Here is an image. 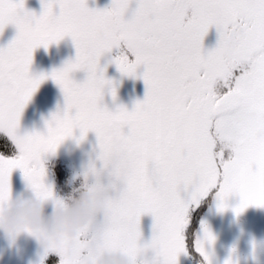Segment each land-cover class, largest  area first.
I'll list each match as a JSON object with an SVG mask.
<instances>
[{
    "label": "snow or ice",
    "instance_id": "6c2138e0",
    "mask_svg": "<svg viewBox=\"0 0 264 264\" xmlns=\"http://www.w3.org/2000/svg\"><path fill=\"white\" fill-rule=\"evenodd\" d=\"M129 4L110 0L96 8L86 0H41L36 14L24 0H0V31L9 23L17 29L0 46V198L9 195L16 168L37 195H53L41 156L54 152L74 128L80 130L77 140L89 129L96 133L100 167L114 178L103 222L91 221L56 248L58 258L49 264H89L98 246L144 250L146 264H177L187 247L190 204L215 189L218 209L233 192L240 195L234 212L264 205V0H135L126 15ZM209 26L217 40L204 49ZM65 35L74 57L48 73L31 74L33 49ZM113 48L112 62L122 74L135 76L143 65L145 93L131 109L100 103L105 86L115 97L98 64ZM77 69L86 73L80 82L70 76ZM48 76L60 86L64 108L45 120L46 132L21 134V110ZM88 168L96 171L94 163ZM142 213L153 217L145 242ZM213 240L202 222L193 247L204 264L205 245Z\"/></svg>",
    "mask_w": 264,
    "mask_h": 264
},
{
    "label": "flooded vegetation",
    "instance_id": "af4514ba",
    "mask_svg": "<svg viewBox=\"0 0 264 264\" xmlns=\"http://www.w3.org/2000/svg\"><path fill=\"white\" fill-rule=\"evenodd\" d=\"M32 4H35L41 10V0H31ZM110 0H86L89 7L102 8L109 4ZM135 6V0H130L129 9L126 11V15L130 14L131 9ZM57 10V9H54ZM16 27L14 24L9 23L4 26L1 33L2 40L6 43L11 40L16 34ZM7 38V39H5ZM203 44V42H202ZM117 49L113 48L105 53L101 54L98 58V64L104 67V75L106 78H111L112 84L115 87V97L109 91L108 86L102 90V99L100 103L112 110L117 105H124L126 108L131 109L130 105L126 101V98L132 99L133 102L137 98H143L145 93V83L140 73L143 71V65H139L136 69V75H125L120 72V75L116 74L118 69L111 57L117 54ZM75 55V47L73 41L69 35H65L58 41H54L48 44L47 48L43 45H39L33 49L32 61L29 65V72L31 74L48 73L53 68L61 67L65 61L73 58ZM114 74V75H113ZM71 78L74 81H82L86 73L83 69L74 70L70 73ZM131 79V82H129ZM120 81V82H118ZM42 104V105H41ZM61 104V105H60ZM64 95L60 86L50 77L43 79L37 88L34 90L29 100L25 103L22 115L25 118L30 117L28 121V127L23 128L24 132L39 131L46 132L45 120L50 117L53 112H62L60 109L64 108ZM35 107L40 108L35 110ZM19 130V129H18ZM22 133V134H23ZM80 135L78 128L73 129L71 136L65 137L56 147L54 152L42 153L41 159L44 166L49 167V171L54 170L58 174L67 173V169L71 170V176L74 172L81 173L86 169L89 163H94L96 167H100V161L97 159V153L99 151L98 140L96 133L89 129L85 136L77 140ZM80 176L78 175L74 182H80ZM112 177L109 175L108 170L104 169L101 174L102 180H108ZM12 182L10 184L15 185L13 174H10ZM47 179L45 175L44 180ZM10 186V193L15 195L17 191ZM55 194L64 195L68 191L53 190ZM200 228V227H199ZM199 229L196 230L195 236ZM243 254V253H242Z\"/></svg>",
    "mask_w": 264,
    "mask_h": 264
},
{
    "label": "clouds",
    "instance_id": "9594fccd",
    "mask_svg": "<svg viewBox=\"0 0 264 264\" xmlns=\"http://www.w3.org/2000/svg\"><path fill=\"white\" fill-rule=\"evenodd\" d=\"M103 171L96 167L92 172L87 167L74 172L68 183L78 175L80 183L64 195H37L27 184L15 195L0 198V231L9 245L15 244L21 233L30 235L41 246L35 264H44L49 253L56 254V248L77 237L114 196V178L102 180ZM147 259L144 250L133 253L123 246H98L91 250L89 264H146Z\"/></svg>",
    "mask_w": 264,
    "mask_h": 264
},
{
    "label": "rangeland",
    "instance_id": "374dc122",
    "mask_svg": "<svg viewBox=\"0 0 264 264\" xmlns=\"http://www.w3.org/2000/svg\"><path fill=\"white\" fill-rule=\"evenodd\" d=\"M32 3L33 1L31 0H24L25 8L39 14V8ZM2 36L5 37L0 31V46L6 44L2 40ZM216 40L217 33L209 29L203 37L202 47L204 49L211 48L215 45ZM116 74L120 75V72L116 71ZM129 82H131V79H129ZM138 99L142 98H137L136 100ZM126 101L130 107H133L134 102L132 99L126 98ZM37 109L39 110L40 108L35 107V110ZM62 110L60 109V111ZM28 121H30V117L28 118L27 116L25 118V115L20 114L18 132L23 133V128L25 126L28 127ZM10 174H13L14 178L17 179L15 180L14 187L12 184L10 186L17 192L25 189L27 182L21 170L18 168L13 169ZM44 181L46 184H49L47 179ZM10 182H12L11 179ZM178 193L182 198L187 195V190L182 184L178 186ZM213 195L215 196V192ZM239 202V193L233 192L227 196V206L223 209H218L216 197L211 198L206 210L199 217L197 226H200V228L195 239L201 234L202 222L207 225L214 236L211 245H205L209 250V264H224L226 259H230L233 264H264V205L250 203L239 212H234L233 209ZM195 206L197 205L195 204ZM102 222L103 212H98L93 219V223L99 225ZM152 225L153 217L151 213H142L139 220L141 242H145L151 238ZM235 240L240 241L238 248L232 245ZM40 248L41 246L33 237L24 233H21L16 238L15 244L9 245L3 232L0 231V252H2L0 254V264H29L30 261L35 264L39 257ZM241 250L243 254H241ZM190 253L187 249L181 252L177 258V264H189ZM52 258L58 257L55 253H49L44 260V264H49Z\"/></svg>",
    "mask_w": 264,
    "mask_h": 264
},
{
    "label": "trees",
    "instance_id": "16d2710c",
    "mask_svg": "<svg viewBox=\"0 0 264 264\" xmlns=\"http://www.w3.org/2000/svg\"><path fill=\"white\" fill-rule=\"evenodd\" d=\"M209 29H211L213 32L217 33L215 26H209ZM67 171L68 172L65 174H58L54 170L49 171V167L45 166V175L47 176V182L49 184H51L52 189L54 191L62 188L63 190L69 192L72 186L78 185L80 183L77 181H75V182L72 181V184L70 185L68 183V181H69L70 177H72L71 176V170L67 169ZM214 192H215V190L213 189L210 192V194H206L205 196H203L199 199L198 203H196L197 206L191 205V206H189V208L187 210L188 223L185 226L184 235L186 236V239H187L186 249L191 252L189 255V264H204L203 257L193 247V241L195 239L196 230L199 229V227H200V226L199 227L197 226L199 217L206 210L207 206L210 203L211 198L215 197L213 195ZM239 243H240V241L235 240L232 243V245H234L235 248H238ZM234 252H235V250H234ZM242 253H243V251L241 250V254Z\"/></svg>",
    "mask_w": 264,
    "mask_h": 264
}]
</instances>
